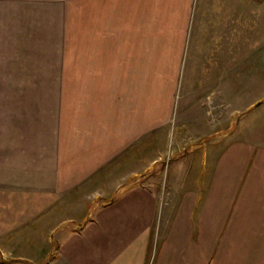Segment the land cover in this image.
I'll list each match as a JSON object with an SVG mask.
<instances>
[{
  "label": "crops",
  "instance_id": "0c3cea01",
  "mask_svg": "<svg viewBox=\"0 0 264 264\" xmlns=\"http://www.w3.org/2000/svg\"><path fill=\"white\" fill-rule=\"evenodd\" d=\"M174 3L184 14L173 64L178 68L177 170L163 172L156 191L139 184L144 174L137 161L133 168L132 162H121L122 123L123 138L134 143L138 119L151 123L150 132L154 125L152 115L140 118L137 105L123 107L122 97L114 103L116 146L108 150L117 171L101 175L103 181L119 182L108 189L103 183V192L87 208L71 210L68 203L60 207L59 191H69L73 178L90 168L103 169L107 158H100L97 149L110 147L105 117L83 116L62 133L53 107L26 121L25 104L10 107L9 100L24 99L27 68L48 67L56 75L68 66L66 27L70 16L74 21V4L81 12V50L94 51L101 36H117L111 41L122 56L112 66H123V60L131 61L126 53L141 43L138 38L154 36L155 0H0V244L28 241L39 252L42 244H53L32 262L23 256L4 258L8 248L0 246V264H47L51 257L50 264H264V46L250 35L255 9L251 0ZM122 36L135 38L134 43ZM63 51L61 63L57 56ZM26 53L37 55L27 59ZM109 60L104 56L102 66ZM43 77L36 85L54 84ZM115 78L114 100L122 96L121 77ZM63 209L86 212L81 220L71 216L59 224ZM66 224L71 225L61 236ZM43 227L51 229L45 234ZM29 228H39L36 239L27 237ZM59 245L64 249L57 254Z\"/></svg>",
  "mask_w": 264,
  "mask_h": 264
},
{
  "label": "rangeland",
  "instance_id": "374dc122",
  "mask_svg": "<svg viewBox=\"0 0 264 264\" xmlns=\"http://www.w3.org/2000/svg\"><path fill=\"white\" fill-rule=\"evenodd\" d=\"M170 1L173 0H155L154 19L151 24L154 36L148 37V40L145 39V36L138 38V42L140 41L141 43L138 46H132V51L130 52L129 50L126 53L128 55L126 59H131V61L123 60V66H112L114 61L119 59L121 55L116 50L118 45L111 41L114 38L118 39L117 36H108L106 39L104 36H101L94 42V46L92 47L94 51L89 50L90 46L88 44H86L89 50L88 53L81 50V38H83V36H80L81 12L78 9V5L74 4V21L70 16L69 25L66 27L65 43H68V54H70L68 55V58L70 57L68 66L66 64V67L64 66V68L59 69L60 72L56 74L57 76L53 72H49L51 68L48 67L34 68L35 72H31L32 68H27L26 74L24 75L25 80L27 82L29 81L28 83L30 84L26 85L24 99H20L19 101L14 99V96L10 98V107L13 104L16 105L17 101L21 106L25 104L27 108L26 121L28 118L34 116L33 114H37L40 111L43 114H49V109L53 107L52 113L56 117L55 123L58 126V130L62 133L66 132L67 124L75 122L78 124L83 116H87L88 118H96L98 115L103 118L105 117L102 125H105L110 147L106 144L105 148L101 147L97 149V152L99 150L100 158L103 159L106 157L107 162L102 166L103 169L99 171H93V168H90L88 174H81V178L75 176L70 184L67 185L70 188L69 191H59L58 201L61 208L66 203L71 205V210L74 205L75 207L77 205H83L87 208L88 203L91 204L96 195L103 192L101 187L103 183L108 185L106 186L108 189L109 187H113L110 183L119 182L111 181L107 178L103 181L101 175L107 177L108 173H112L114 170L117 171L111 165L113 157L109 156L108 150H114L111 146H116V143L113 141V129L117 122V118L114 116V103L122 97V100H124L122 102L123 107L130 106L131 104L134 106L137 105L139 112H141L139 114L140 118L143 120L146 115H152V124L154 125L151 128L153 129L152 132H150L147 130V127L151 123L149 124L146 120L141 124L138 119L139 139L134 143V141H128L123 138L126 135L124 134L125 124L124 122L122 123L121 162H132L133 168L134 160L137 161L139 174H144L143 177L139 175V184H149L156 191H160L161 189L163 172H167L169 168V170L176 172L177 152L180 149V145L177 142L179 138L177 131V102L179 96L176 83H174L176 81V74H178V68L173 67V64L178 60L179 41L183 37L184 14L179 4L174 3L171 6ZM168 5H170L172 10H169ZM251 7L255 9V12L250 11L251 39L254 38L253 42L257 45L264 46V0H251ZM149 30L150 28H148ZM120 38L122 40L131 39L132 43L135 40V38H131L130 36H122ZM142 39L143 41H141ZM150 39H153V42H150ZM127 47L129 48L130 46L128 45ZM99 48H103V51L98 52ZM25 55L27 59H31L37 53H26ZM45 55L48 56V59L51 58L50 53ZM104 56L107 59L113 60L112 62L110 60L106 61V66L103 67ZM57 57L58 59H62L61 63H63L64 58L66 59V51L60 52ZM260 59L262 60V57ZM48 61L50 62V60ZM116 64L119 65V62L116 61ZM53 75L56 76L54 80L52 79ZM116 75H120L121 77L118 80V86L122 91V96H117L114 100V91L117 86V82L115 81ZM40 76H44L45 81H51L54 84L36 85L35 82L41 79ZM7 86L15 89V85ZM14 92L12 91L11 93ZM129 93H132L133 96H128L127 98ZM12 113L13 111L10 110L11 118H13ZM146 137L151 140L152 145L146 143ZM85 146L88 145L86 144ZM78 153L81 154V151ZM124 168V163H120V170L123 173L125 172ZM121 182H125V179L121 180ZM71 210L66 212L67 210L63 209L59 212V224L63 219L70 218L71 216V218L81 220L86 212L76 211L75 209L73 211ZM70 225L66 224L62 227L64 233L62 232L60 234L61 236L65 235ZM50 229L43 227L41 230L46 234ZM34 230L36 232L31 236ZM26 231H29L27 237H31L33 240L38 237L39 228H29ZM43 237L45 240L46 236L43 235ZM64 239L66 240V238ZM67 245L69 244L67 243ZM0 246L8 248L2 257L23 256L31 260V262L32 260H37L38 255H44L53 248V244L45 243L42 244V251L40 250L39 252V249L28 241L27 244L24 243L23 245L6 243L0 244ZM62 248L64 249V245H59L55 252L57 254L62 253ZM50 259L47 264L52 262Z\"/></svg>",
  "mask_w": 264,
  "mask_h": 264
}]
</instances>
